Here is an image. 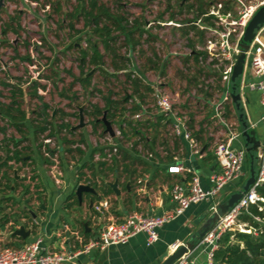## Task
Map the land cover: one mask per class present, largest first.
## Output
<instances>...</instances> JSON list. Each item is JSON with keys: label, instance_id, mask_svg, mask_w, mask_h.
I'll list each match as a JSON object with an SVG mask.
<instances>
[{"label": "rangeland", "instance_id": "1", "mask_svg": "<svg viewBox=\"0 0 264 264\" xmlns=\"http://www.w3.org/2000/svg\"><path fill=\"white\" fill-rule=\"evenodd\" d=\"M98 1L114 16L118 18L121 16L128 20V24H132L135 20L143 23L141 26L146 32L143 35L137 32L134 35L135 41L131 42L112 26V19L102 17L99 27L108 24L112 30L111 34L118 36L112 46L120 55L119 57L114 56L113 50L104 49L102 39L105 37L96 33V24L80 13L82 0H41L38 5H26L23 0H0V103H9L11 89H15L16 97L21 101V109L25 111L31 123L40 126L45 125L43 118L39 115L42 111V102L49 104L47 118L48 121L53 122L49 124L52 128L55 125V129L51 128V130H56L57 133L50 136V130H47L38 138L43 152L48 151L47 147L54 150V155L48 156L52 160V163H47L48 166L56 162L59 167L63 162L71 164L81 156L75 150L69 151L68 149L73 147L63 143L62 138L67 137L69 140L77 141L82 135L84 136L83 132L78 129L71 134L64 129L58 131L57 126L64 122L73 126L77 125L80 119V107L83 108V113L85 112L86 126H89L82 131L91 129L89 134L92 136L90 143L92 148L102 147L106 141V135L103 134L102 125L98 127V130L93 128L89 113L93 111L94 106L104 109L107 96L121 101L116 112L119 117H115L114 121L121 118L123 121L131 122L130 117L135 113L133 111L135 99L140 100L139 93L145 94L143 103L148 111L154 114L159 113L154 105L153 91H147L143 86L137 95L133 93L132 82L128 79L129 72L132 78L141 77L143 85L152 87L155 83L162 84V87L170 94L175 110L186 115L188 122L193 120L194 128H191V131L198 129L203 123L206 137L225 138L226 133H217V128L226 130L225 126L221 127L217 119H212V114L215 103L225 96L226 87L222 74L227 64L226 57L220 51L219 44L210 50L214 54L219 53L218 56L210 55L207 60H201L199 64L188 57L193 48L190 45L191 40L194 41L197 50H206L208 49L205 46L208 44L207 39L214 37V32L207 30L203 37L193 30H189L186 34L187 26L178 27L168 24L170 20L183 22L187 19H195V13L192 11L187 8L180 10V0ZM210 1L214 2L211 3L209 10H215L216 2L222 0ZM46 3H49L50 7H46ZM87 4L88 1H86ZM246 4L249 5L250 1L246 0ZM232 6L235 11H238L237 15H240L239 7L235 4ZM75 12L77 14L72 15ZM234 17L236 16L233 15L230 20L236 19ZM158 19L165 24H154L153 21ZM200 20L198 24H204L202 18ZM199 25H197L198 28H200ZM211 27L216 28L214 25ZM218 30L224 31L221 27ZM90 41L99 42V49L104 54L99 66L90 62L92 55V50L89 49ZM77 44L78 46H75ZM82 50H89L85 59ZM229 52L233 54L235 49L231 48ZM114 62L125 64V69H117ZM85 75L91 76V82L88 85L79 80ZM3 83H9L13 87H7ZM15 85L22 88L23 95ZM220 87H223V90ZM39 96L43 97V101L39 99ZM126 96L130 97L128 101L124 99ZM230 101V99L226 101V113V106L230 105ZM257 119V117L254 118L255 121ZM30 122L26 121L28 129L24 126L25 135H28V130L32 129ZM226 123L232 129L239 127L233 113L226 114ZM254 127L260 138H263L264 129L261 122H257ZM113 128L115 129L116 125L113 124ZM171 131V126L164 129V133L167 134L168 139L171 138L170 140L173 139ZM21 135L22 133L4 115L0 117V145L7 138L14 136L19 138ZM133 135L129 137L122 135L115 141L121 146L129 143L130 148L142 159L150 157V152L154 155L158 145L153 146L155 149L151 148L147 142V135L140 134L138 138L132 140L135 137ZM30 142L28 140L22 147L29 146ZM87 146L85 143V147ZM79 147L82 148L80 145ZM123 153L119 146L118 154L109 162L114 163V159H117L116 163L119 164L123 160ZM5 157L2 147L0 163ZM101 160L99 158L98 161ZM16 167L18 170L9 172V175L14 177L15 172L21 175L18 178L21 179V185L16 192L20 199L25 196L31 197L32 194H24L23 186L32 185L34 172L31 167L26 168V165L18 164ZM243 182L238 185H242ZM10 192L3 186L0 188V194ZM7 202L11 204L12 210L16 211L21 210L24 205V203L17 205L16 200ZM20 203H22L21 200Z\"/></svg>", "mask_w": 264, "mask_h": 264}, {"label": "crops", "instance_id": "2", "mask_svg": "<svg viewBox=\"0 0 264 264\" xmlns=\"http://www.w3.org/2000/svg\"><path fill=\"white\" fill-rule=\"evenodd\" d=\"M259 37L264 42V27L259 31ZM257 79L258 76L252 67L251 58H248L242 79L244 81L243 96L249 119L251 123L255 124L260 123L263 113L260 102L261 92L250 88L248 84ZM135 100L136 104L141 103V110L145 109L148 116L145 115L144 120L130 117L131 121L133 120L131 125L128 120L123 121L121 123L122 135L129 137L135 133L133 135L135 137L132 138L135 140L140 134H145L149 147L154 148V145H158L159 149L154 151L151 158L142 159L136 151L130 148L129 143L121 146L122 151L124 153L126 151V155H123V160L117 164L118 168L116 167L115 172L108 169L100 172L101 166H98L100 152H95L92 155L94 148L90 145L92 136L89 131L91 129L82 131L89 127L85 125L83 128H79V131L84 134L85 142H77L72 145L73 147L82 146L84 153L76 159V162L72 161L71 164L63 162L60 167L58 166L61 172L58 184L51 174L52 164L48 166L44 161L38 144L33 140V128L28 130L32 150L27 156L30 159L26 168L31 167L34 172L32 185H30L32 192L29 193L32 196H27L25 204L22 201L20 203L21 199L16 191L0 194V199L10 197V200L17 201V205L24 203L23 208L16 211L12 210L8 200L0 202V206L4 207L2 213L9 214L14 220H18L17 223L9 221L4 226L0 224V246L20 247L41 235L44 238V245L48 248H59L64 236H67L65 238L66 247H71L73 242L68 239V235L71 233L65 229L66 226L77 230L85 239L95 237L102 224L112 220L122 221L134 211L160 215L171 210L174 207V202L171 199L170 190L176 182H184L197 175L203 187L210 186L209 175L217 169L213 144L211 143L208 148V151L213 154V158H208L207 152H203L201 143L198 141V147H201L200 154L195 152V148L191 146L189 140L174 134L173 131H171L173 139H168L164 129L171 126V122H168L171 118L165 117L163 121L158 122L160 113L149 112L143 101L141 102L137 98ZM256 117L258 119L255 121ZM114 125L118 127L116 123ZM146 125H150L152 128H149L150 126L146 128ZM103 134L107 135L104 131ZM85 143L88 145L87 147H85ZM233 145L234 147L244 146L242 138H236ZM9 163L15 164V170L18 169L17 163L13 161ZM172 165L183 166V169L179 173L169 172V167ZM18 175V178L21 177L20 174ZM79 175H82L80 184L92 180L97 181L98 185H102L101 182L104 180L106 185H109L108 182L117 179L120 194H117L109 186L113 192L106 195L103 190L91 185L96 192H83L79 203L68 208L66 204L70 201L67 198L75 188L77 189ZM237 186L238 182L229 184L215 201H222ZM104 199L109 201V208L102 213H97L94 210V204ZM213 203L214 201L205 200L192 204L181 215L167 221L159 228V240L152 245L147 244L145 233H139L130 238L127 243L112 245L105 250L93 249L89 253L77 255L63 264H160V257L165 251H172L173 244L189 241L195 232L208 223ZM24 209L26 211H23ZM3 214H0V217ZM34 219H37L38 224H33ZM20 226H24L26 230L30 231V235L27 237L13 235V231ZM83 229L90 233L88 237L83 234ZM189 259L194 260L195 264H211L203 247H196L191 251Z\"/></svg>", "mask_w": 264, "mask_h": 264}, {"label": "built area", "instance_id": "3", "mask_svg": "<svg viewBox=\"0 0 264 264\" xmlns=\"http://www.w3.org/2000/svg\"><path fill=\"white\" fill-rule=\"evenodd\" d=\"M41 0H23L24 4L38 5ZM250 4H246V0H229L226 4L230 9L223 11V2L218 1L215 4V10H210L206 15H214L212 19L214 26H207L205 24H198L197 21L189 22H174L170 20L168 24H174L175 26L182 27L190 23H196L202 29L214 32V37L207 39L205 51L208 55L218 56L217 53L210 51L213 46L219 44V49L223 55H225L226 64L223 69L222 79L225 82V96L222 100L218 101L214 105L212 119H217L220 122V126L223 128H217V133H226L225 138L215 137L213 144V151L216 156L217 169L209 175L210 186L208 188L203 187L199 176L194 175L190 180L184 182H176L173 184L170 190V196L174 202V207L164 212L163 214L156 215L143 211H134L129 214L122 221H109L101 225L98 235L85 239L77 230H73L68 226L65 227L71 234L68 235V239H71L73 244L71 247L65 243L64 236L59 248H48L44 245V238L41 235L36 236L30 242L25 243L20 247L13 246H0V264H63L66 261L72 260L75 256L81 253H89L93 249L105 250L112 245L127 243L130 238L139 234L145 233L147 235V244L152 245L159 240V228L162 227L167 221L181 215L192 204L199 203L205 200L214 201L212 206V212L217 209L219 202H216V198L220 195L224 189L232 183H241L246 177L248 172L247 166V152L244 146L234 147L233 142L236 138L241 137V131L238 128L232 129L226 123L225 117V104L227 100H231L228 87L229 81L234 65V53H238V42L244 34L245 27L254 15L257 8L264 4V0H249ZM233 4L239 7L240 15L238 11L233 9ZM46 7H50L49 3L45 4ZM236 16L233 20H230L232 16ZM154 24L165 23L158 19L153 21ZM227 25V26H226ZM221 27V30H218ZM212 28V29H211ZM235 49V52L231 54L229 50ZM248 58H251V64L258 76V79L252 81L248 86L252 89H256L261 92V105L263 107V113L260 118V122L264 129V42L259 37V34L255 37L252 45L247 52ZM248 63V60H247ZM246 63V66H247ZM244 81L242 80V90L244 88ZM153 96L155 101V107L158 112L165 117H170L172 131L176 135H181L190 141V144L195 148V152L200 154L201 147H198L197 140L192 135L191 129L188 126V118L186 115L178 113L174 108L173 100L170 94L162 87V84H152ZM148 116V113L144 110L134 113L132 118L138 120H144V116ZM252 127L255 123H251ZM114 136L107 133L106 141H104V154L105 156L99 157L102 160L110 161L113 156L119 152V144L115 141L116 138L122 136L121 129L116 127L114 129ZM260 146L258 148V177L254 185L244 193L240 201L226 214L222 215L215 226L205 234L203 239L199 242L197 247H203L207 253V257L210 263L213 262V253L218 247V241L221 235L226 231H240L249 233L252 235H259L264 232V217L255 215L251 212V206L257 205L259 210H264V206L260 202H264V198L257 192V187L264 184V136L260 138ZM48 155V153H47ZM100 155V154H99ZM101 156V155H100ZM152 157L153 153H149ZM111 162V161H110ZM183 169V166L172 165L169 167V172L179 173ZM51 174L56 183H60L61 172L58 168V163L51 165ZM85 184H89L85 183ZM240 185L236 187L239 188ZM108 200H100L94 204V210L97 213H102L105 209L109 208ZM249 214L254 221L259 223V227H253L248 221H242L241 215ZM33 224H38L37 219L33 220ZM182 243H175L172 245L173 250L177 249ZM189 253L184 254L176 260L174 264H195L194 260L189 259Z\"/></svg>", "mask_w": 264, "mask_h": 264}, {"label": "trees", "instance_id": "4", "mask_svg": "<svg viewBox=\"0 0 264 264\" xmlns=\"http://www.w3.org/2000/svg\"><path fill=\"white\" fill-rule=\"evenodd\" d=\"M86 1H88V4H87L88 6L86 5ZM213 2L214 1H210V0H186L185 2L182 3V0H180V3H179L180 10L187 8L189 11H192L193 13H195V16H194L195 19H187L186 21H183V22H189V21L193 22L194 20L202 18V21L205 25L207 26L214 25L212 19L215 18V16L206 15L207 13H209L210 5ZM222 2L224 5L223 11L227 12L230 9V7L226 5L229 2V0H222ZM81 5L82 7H81L80 13L85 15V17L88 20L96 24V30H95L96 33H98L101 37H105L102 39L104 49L106 51H110V49L113 50L114 56L116 57H119L120 55L116 52V50L112 46L113 45L112 43H114V41L116 40V38H118V36L117 35L114 36L111 34L112 30L108 24H105L99 27L101 25V22H102L101 19L103 16L108 17V19H112V26L118 29L121 32V34L125 35L128 41L134 42L135 41L134 35L137 32H139L140 35H143V33L146 32L145 29L141 26L143 25V23L139 22L138 20H135L132 24H128L129 23L128 20H126L124 17H121V16H119V18L117 16H114L112 13L109 12V9L105 7L104 5H102L101 3H99L98 0H82ZM0 9H1V5H0ZM76 12L72 13V15H76L77 14ZM185 26H187V29L185 32L186 34H188L189 30H193L196 34L204 37L205 32L207 31V29H202V28L200 29L197 27V25L192 24V23L184 25L182 27H185ZM4 31L6 32V29ZM90 43L91 44H90L89 49L92 50L90 62L95 64L96 66H99L101 64L102 58L104 57V54L99 49V42L92 43L90 41ZM190 45L193 48L191 50V53L188 56L189 59L192 58L197 64H199L201 60L208 59L209 57L208 52L205 50H197L193 40L190 41ZM75 46H78V44ZM88 54H89V50H82V55L84 59L88 56ZM115 67L117 69H125V64L124 65L118 64L116 62ZM128 79L132 82L133 93H135L136 95L137 93H139L140 88L143 86L145 87L147 91H151V92L153 91V88L151 87V85H146V84L143 85L142 83L143 79L141 77L132 78L131 72L128 73ZM79 80L82 81L85 85H88L91 82V76L85 75L83 77H80ZM3 84L10 88L13 87V85L9 83H3ZM15 86H17L18 90L20 91V94L23 95L24 91L22 90V88H20L18 85H15ZM220 88L222 89L223 87H220ZM11 90H12L11 91L12 95H11V100L9 101V103H2V102L0 103V117L4 115V117H6L7 120L12 125H14L19 132L22 133V135L19 138L15 136L9 139L7 138L5 141L2 142V145H0V149L3 147L5 154H6L5 159L0 163V188L3 186L7 188L8 190H10L11 192L12 191L14 192L21 185V179L14 177V175H11V174L9 175V172L15 169V166H13V164H10L9 162L13 161L14 163H17V164L26 165L30 159L27 156L29 155V152L32 150V148L30 145L27 147H22L25 142L30 140V137L28 135H25L24 126L25 127L27 126L26 121L30 122L31 120L27 117L25 111L21 109V101L19 100L18 97H16L17 91L13 88ZM228 90H229V87H228ZM144 97H145V94L139 93L138 98L141 100V102L143 101ZM131 98H133V96H131ZM39 99L43 101V97L39 96ZM124 99L128 101L130 97L126 96ZM119 103H121V101L112 99V97L107 96L106 105L104 109L98 106H94L93 111L90 112L89 115L92 117L91 123L95 130H97V128L100 125H102L104 133L107 134V132H105L106 126L102 120V117L104 116V114H106V117L111 122V124L116 123L118 127L121 129V132L123 133V129L121 127V123L123 122V120L119 118L114 121L115 117L116 118L119 117L116 114V112L118 111L117 107ZM49 107H50L49 104H47L44 101L42 102V106H41L42 111L39 113V115L43 118V122L45 123V125H42V126L34 125L33 123L30 122V125L32 126L33 132H34L33 140L37 142L41 155L46 163H52V160L48 156L51 154L53 156L54 150L47 147L48 155H45V153L42 152L41 150L42 145L38 143V138L40 135H42L47 130H50V133H49L50 136H53L57 133L56 130L55 131L51 130L52 127L51 125H49V124H53V122L48 121V118H47V115H49L48 114ZM121 108L123 109V107ZM226 108H227V113L225 112V117H226V114L233 113L234 116L237 118L236 112L234 110V107L231 101H230V105H227ZM139 110H141L140 102L133 106L134 112L139 111ZM65 114L66 113H64V115ZM51 117L54 118L53 116ZM164 119H165L164 115L161 114L160 116H158V122L163 121ZM132 121L129 122V125H131ZM171 121L172 119H170L168 122H171ZM192 122L193 120L188 122V126L190 129L194 128L192 125ZM57 126H58V131L59 129L60 130L64 129L70 132L71 134L75 133L77 130V129H74L73 125H71L70 123L64 122ZM26 128L28 129V127ZM53 128L55 129V125H53ZM239 129H240V126H239ZM205 131L206 129L202 123V125L198 129L192 131V135L198 142L201 143V147L204 150L203 152H207V157L213 158V154L210 153V151H208V148L210 147L214 139L213 137H208V136L206 137ZM62 141L66 145L69 144L72 146V145H75L77 142H85V138L84 136H82L79 138V140L76 141V140H69L67 139V137H63ZM119 146L121 147V145ZM68 150L69 151L75 150L78 153H80V155L84 153V150L79 146H76L73 148L70 147ZM98 151L100 152L101 157L105 156L104 147L94 148L92 155ZM125 153H123V155H126ZM114 160H115L113 161L114 163H110L106 160L99 161L98 166H101L100 172H103L104 169H108L111 172H115L116 167L118 168V166L116 163L117 159H114ZM247 166H248V158H247ZM81 180H82V175H79L77 186L80 184ZM98 184L99 183L97 181H92V180L90 181V185H93L97 189L103 190L106 195L113 192V190L109 187V185H106L104 180L101 182L102 185H98ZM23 187H24V194H29L31 192L30 185H24ZM257 192L260 194L261 197L264 198V184L257 187ZM26 198L27 196L23 197L21 201L25 203ZM67 199L70 201V203L66 204V207L68 208L72 207L74 204L79 203V198L76 194V188L71 192V194L68 196ZM5 200H10V197H4V199H0V202H3ZM260 204L264 206V202H260ZM3 210H4V207L0 206V214H3L2 213ZM23 211H26V210L24 209ZM251 212L255 215L264 217V210H259L257 205L251 206ZM241 220L248 221L253 227H257V228L259 227V223L254 221V219L249 214L241 215ZM9 221H13L14 223H17L18 220H14L11 216H9V214H3L0 217V224L2 226H4ZM83 234L88 237L90 233L86 232L85 229H83ZM211 264H264V232L259 233V235H252V234L244 233L240 231L224 232L218 241V247L215 249L213 253V262Z\"/></svg>", "mask_w": 264, "mask_h": 264}, {"label": "water", "instance_id": "5", "mask_svg": "<svg viewBox=\"0 0 264 264\" xmlns=\"http://www.w3.org/2000/svg\"><path fill=\"white\" fill-rule=\"evenodd\" d=\"M264 27V4L260 5L255 11L254 15L245 27L244 34L238 42L239 52L234 54L235 63L233 65L230 81H229V95L233 104L234 110L237 115V119L240 126L241 138L244 143V147L247 152L248 158V175L243 184L239 188L229 192L225 198L217 205V209L213 211L206 223L200 230L195 232L191 239L179 245V247L172 251H165L160 257V264H174L178 258L184 254L193 251L199 242L203 239L205 234L209 232L217 223L219 218L231 210L243 197L255 183L258 177V148L260 146V136L255 127H252L249 119L242 90V79L244 71L246 69V63L248 60L247 52L249 51L252 42L254 41L259 31ZM102 120L106 126L105 131L114 136V128L111 122L107 119L106 114L102 117ZM86 125L83 108L80 107V119L79 123L73 126L74 129L83 128ZM18 174L15 172V177L18 178ZM109 186L117 193L120 194L118 188V180L108 182ZM90 191L95 193L96 190L89 184L81 183L76 189V194L79 200L82 199L83 192ZM92 205V202H91ZM13 235H20L27 237L30 235V231L26 230L24 226H20L15 229Z\"/></svg>", "mask_w": 264, "mask_h": 264}, {"label": "flooded vegetation", "instance_id": "6", "mask_svg": "<svg viewBox=\"0 0 264 264\" xmlns=\"http://www.w3.org/2000/svg\"><path fill=\"white\" fill-rule=\"evenodd\" d=\"M186 0H182V3L185 2Z\"/></svg>", "mask_w": 264, "mask_h": 264}]
</instances>
